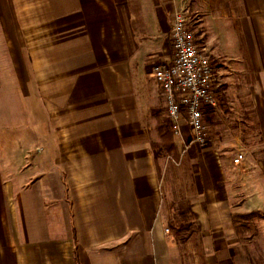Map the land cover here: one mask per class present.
<instances>
[{
  "label": "crops",
  "instance_id": "crops-1",
  "mask_svg": "<svg viewBox=\"0 0 264 264\" xmlns=\"http://www.w3.org/2000/svg\"><path fill=\"white\" fill-rule=\"evenodd\" d=\"M188 1L207 11L217 80L227 103L249 101L259 146L233 142L230 157L232 142H213L182 166L197 177L179 189L197 244L169 226L152 75ZM167 132L179 154L197 146L184 121ZM252 212L264 235V0H0V264H187L192 247L201 264H235L234 219Z\"/></svg>",
  "mask_w": 264,
  "mask_h": 264
},
{
  "label": "rangeland",
  "instance_id": "rangeland-1",
  "mask_svg": "<svg viewBox=\"0 0 264 264\" xmlns=\"http://www.w3.org/2000/svg\"><path fill=\"white\" fill-rule=\"evenodd\" d=\"M191 5L192 3L188 1V6L187 8H185L189 13L190 25L195 31H197V39L201 44L205 46V48H207L206 51L209 54L210 60L212 64L216 66L219 63L217 58H215V55L211 54L209 50L210 44L206 43L207 38L205 34V27L202 24L203 15L207 13V11L199 10V8L194 4L192 6ZM197 6H199V4ZM217 81L219 83L218 85ZM217 81L214 89H216V91H218V94L220 95L218 97V101L220 102V104L216 106V109L214 111L209 107L204 109V119L210 129L209 141L206 146L201 147L197 145L195 148L192 147L191 149H189V154H186L185 152H183L182 154L175 152L173 149V139L171 137V134L167 132L168 128L171 125L170 120L166 116V113L162 118L161 125L163 126L165 138L157 143V148H160L159 151H162V149L165 150L163 152V155L165 156L164 160L166 161V168L164 173L166 175V179H168L170 187H172L175 191L173 192V198H175V202H173L172 207L173 205H178L180 200H184L183 198H180V196H182L183 194L179 192L180 185H192V182L196 181L197 177H192L190 173L191 171L182 169V166L185 163H195L194 156L196 148H206L213 142H221V144L223 141H226L227 143L232 142L230 146H226L228 148L230 147L227 150H229L228 155L232 157V155L238 151L236 148V144H234L233 142H238L242 146V148L245 149L246 153H250L252 157L257 156V152L259 150V146H257L256 143L257 138H251V136L249 135V124L247 121V117H245L248 111L249 101L242 99L239 100L237 98L233 100L234 104L227 103V100L225 98L230 94L227 95V92L223 90V80L220 79V82L219 80ZM229 82L237 85L236 79L227 80L225 83L227 84ZM232 97H234L233 94ZM236 97L238 96L236 95ZM173 217L174 214L172 212L169 222L176 225ZM234 220L238 231L237 240L239 242L237 248L232 251L233 259H235V264H264V235L260 234L259 213L252 212L243 215L241 214L238 217H235ZM189 238H191V242L194 241V243L197 244L195 233L188 237L185 241H187ZM197 248L192 247L182 252L183 257H186L187 259V264H195V261H197L198 264H201V252Z\"/></svg>",
  "mask_w": 264,
  "mask_h": 264
},
{
  "label": "built area",
  "instance_id": "built-area-1",
  "mask_svg": "<svg viewBox=\"0 0 264 264\" xmlns=\"http://www.w3.org/2000/svg\"><path fill=\"white\" fill-rule=\"evenodd\" d=\"M170 43V59L155 64L152 75L160 86L165 113L175 133H180L184 121L191 131V143L204 147L210 136L204 109L214 111L218 105L214 89L217 76L206 48L190 25L188 10L174 14ZM242 160L243 154L237 153L232 162L239 165Z\"/></svg>",
  "mask_w": 264,
  "mask_h": 264
},
{
  "label": "trees",
  "instance_id": "trees-1",
  "mask_svg": "<svg viewBox=\"0 0 264 264\" xmlns=\"http://www.w3.org/2000/svg\"><path fill=\"white\" fill-rule=\"evenodd\" d=\"M172 212L174 214L173 219L175 220L176 225L170 222L169 226L173 230V235L176 241L184 242L195 232L190 201L187 199L180 200L178 205H173Z\"/></svg>",
  "mask_w": 264,
  "mask_h": 264
}]
</instances>
